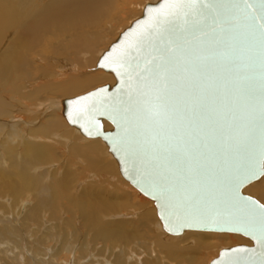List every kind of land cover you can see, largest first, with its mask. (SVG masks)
<instances>
[{
    "label": "water",
    "instance_id": "obj_1",
    "mask_svg": "<svg viewBox=\"0 0 264 264\" xmlns=\"http://www.w3.org/2000/svg\"><path fill=\"white\" fill-rule=\"evenodd\" d=\"M179 2L184 6L169 16L160 15L166 0L148 4L145 15L97 64L114 76L115 84L66 100L64 115L85 137L102 139L123 178L155 203L167 233L241 235L252 244L224 248L210 264H260L257 242L243 230L234 231L240 225L228 222V213L241 197L263 205L244 193L263 176L238 187L234 181L242 163L254 165L264 149V49L259 33L264 20L254 19L256 9L246 8L244 0H206L207 8L190 7L191 0ZM178 44L189 55L208 57L202 78H210L213 85L206 99L215 111L213 120H201L180 142L159 139L157 126L145 118V110L155 102L146 85L157 72L163 74L174 54L168 50L178 52ZM170 74L183 77L184 66ZM173 98L178 102V93ZM104 121L111 130L104 128ZM241 132L248 133L246 148L240 145ZM185 150L194 157L190 162L181 156Z\"/></svg>",
    "mask_w": 264,
    "mask_h": 264
},
{
    "label": "rangeland",
    "instance_id": "obj_2",
    "mask_svg": "<svg viewBox=\"0 0 264 264\" xmlns=\"http://www.w3.org/2000/svg\"><path fill=\"white\" fill-rule=\"evenodd\" d=\"M131 1L133 2L117 0V8L108 11V17L102 19L98 26L93 28L86 23V26L79 30H71L72 25H68L67 30L64 28L61 31L51 25L43 29L38 36L27 37L31 39L29 42L21 35L31 21L26 18L16 23L15 27L8 28L0 36V58L14 50L13 46L19 47L18 54L14 58L16 63L6 71L7 79L2 81L0 73V100L5 104L3 116L0 115V232L3 229L11 230V228L17 230L16 236H10L11 239L9 236L5 238L9 241L6 244L10 243L12 250L9 247L6 248L3 241L0 242V264H88L90 262L115 264L113 259L123 250L127 254L125 264H141L139 261L144 257L156 259L158 256L154 243L160 241L173 246L182 238L190 237L192 233H195L186 232L181 236L167 235L162 230L161 224V230L156 231L153 223L156 225L161 222L157 217L154 202L139 193L122 177L118 162L109 152L107 145L101 139L85 138L78 129L68 125L62 111L54 105L46 104L48 101L66 97L51 96L34 100L35 91L42 84L62 82L72 74L82 75L89 69L91 72L100 74L99 82L91 89L75 94L76 96L97 87L114 84L113 75L97 70L96 65L99 58L119 38L120 34L141 17L145 0ZM155 1L151 4L156 3ZM30 2L31 6L27 4L24 11L32 14L40 11L43 4L47 3L46 0ZM48 32H50L48 36H45ZM44 36L47 38L46 45L31 51L44 40ZM78 49L80 51L76 52ZM27 55H29L30 65L22 63ZM61 59L72 63L76 69L66 73L62 79H58L54 74L57 66L54 67V65L60 63ZM89 61L92 66L90 65L86 70L85 64ZM111 78L114 79L112 82ZM75 95L70 97H76ZM40 103L43 105L45 103L47 110L42 114L37 112L38 116L33 115L32 108ZM53 112L58 117H62L60 121L62 128L50 129L48 135L33 133L38 127L45 126L47 116ZM14 126H16L15 129H13ZM111 129L110 125L109 130ZM14 133L15 135H12ZM56 134L59 137H55ZM91 143H97L100 146L93 155L81 154L72 149L84 148ZM29 144L46 146V149L42 150L46 159L31 161L27 150ZM11 173L15 174L14 177ZM56 183L66 186L63 196L56 200V207L49 203L40 205L38 201H41L43 190L51 188ZM92 196L102 198L109 204L106 209L100 208L97 211L101 218L99 221L98 217V221L101 224L87 221L78 209L79 202ZM251 196L258 199L256 195ZM259 201L264 205L262 200ZM35 206L36 209H34ZM148 212L154 214V221L142 224ZM104 223L111 224L113 228L120 223H125L131 235L138 233L143 236L144 233H148L149 236L152 235L154 242L151 241V244L147 240L145 242L141 236H132L130 241L124 243L126 246L118 239L102 240L100 234ZM240 238L248 241L243 236ZM55 240L56 243H54ZM138 240L142 243H137ZM243 241L238 245L243 244ZM112 243H116L114 247ZM230 244L214 246L208 253L205 251L207 256H205V264H210L222 249L235 246L237 243ZM181 246L190 251H194L196 247L191 241L182 243ZM5 250H8L9 254ZM100 261L102 263H99ZM159 264L174 263L164 259Z\"/></svg>",
    "mask_w": 264,
    "mask_h": 264
},
{
    "label": "bare ground",
    "instance_id": "obj_3",
    "mask_svg": "<svg viewBox=\"0 0 264 264\" xmlns=\"http://www.w3.org/2000/svg\"><path fill=\"white\" fill-rule=\"evenodd\" d=\"M30 1L31 0H0V32L2 33V34L0 33L1 34L0 36H2L8 28L10 29L11 27H15L17 25L16 23H18L19 21H23L26 18L31 19V21L28 24L29 26L27 25L23 29V33L21 35H22V37H25L26 40L29 42H31V39L27 38V37H36L41 33V31L43 29H47L51 25L55 26L57 29H60L61 31L64 28L67 30V28L69 27L68 25H72L71 30H79V29L84 28L86 26L85 25L86 23H88L89 26H91L93 28V27L98 26V24L100 23V21H102V19H105L106 17H108V11H110L111 9L115 10L117 8V0H46L47 3L43 4L42 9H40V11L38 10L37 12L36 11L33 12V14H34L33 15L29 11H28V13H27V11H24L27 7L26 6L27 4H29V6H31ZM152 1H155V0H145L144 1L145 6L142 7L143 10H142L141 17H143L145 15L144 14L145 7L148 4L151 5ZM158 1L159 0H156L155 2H158ZM130 2H133V1L130 0ZM140 18H138V19H140ZM137 20H135V21H137ZM135 21L130 25L129 28L132 27V25L135 23ZM128 29H126L125 31H127ZM125 31L120 34L119 38L122 36L123 33H125ZM49 33L50 32L45 34V36H48ZM61 33H63V32H61ZM8 34H10V33H8ZM53 35H54V33H53ZM53 37H55V36H53ZM119 38L114 43H116L119 40ZM45 42H47L46 37L44 38L43 41H41V43L39 45H36L35 47H33L31 51H33L35 48H40V49L43 48L46 45ZM110 47H109V49H110ZM13 48H14V50H12L11 52H8L5 56L0 58V73H1L2 81H4V79L5 80L7 79V72L6 71L9 70L11 67H13L14 64L16 63L14 58L18 54L19 47L13 46ZM79 51H80V49H78L76 52H79ZM29 55H27L25 60L22 61L23 64L30 65V60H28ZM100 58H99V60H100ZM99 60H98V62H99ZM91 64L92 63L90 61L85 64L86 70L89 69ZM55 66H57V67H55ZM54 67L56 69V70H54V74H55V77L58 79H60V78L62 79L66 73L71 72V71L76 69V66H74L72 63L66 61L65 59H61L60 63H56L54 65ZM96 69L97 70H103V69L97 68V65H96ZM90 70L91 69L87 70L82 75H73L72 74V75L68 76L65 81H62V82L55 81V82H51V83L42 84V86H40V88L35 91L34 100H42V99H45V98L51 97V96H57V97H64L65 96L66 98H63V99L59 98V99H56L52 102L48 101L46 104L47 105H54L57 109L62 111L63 116L66 119V122L68 123V120L64 115V111L66 109L65 101L68 99L74 98V97H70L72 95L80 93V92H82L88 88L91 89V87H94V85H96L99 82L98 79H99L100 74L98 72H91ZM114 79L111 78V82ZM107 80H110V79L107 78ZM101 81H103V80H101ZM101 81H100V83H103ZM113 82L115 84V80ZM97 88H99V87H97ZM97 88H95V89H97ZM95 89H93V90H95ZM78 96H80V95H78ZM34 100L32 99V102H34ZM51 103H53V104H51ZM47 105H45V103H44V105L42 103L35 105L32 108L33 112H31V113H33V115L36 114L38 116L39 113L42 114L43 112H45L47 110V108H45ZM4 106H5V104L3 103V101L0 100V115L1 116H3V112L5 109ZM29 111H30V109H29ZM37 112H39V113H37ZM59 117L54 112L52 114H49L46 118L45 123H44L45 126L38 127L33 133L37 132V134L48 135V133L50 132V129L62 128V125L60 123L62 117H60V120H59ZM63 124H64V122H63ZM68 125H70V124L68 123ZM110 125L111 124L108 121H104V128L106 130L110 129ZM63 127H64V125H63ZM71 127H73V126H71ZM2 128H3V126H2ZM15 128H16V126H14L13 129H15ZM74 128H76V127H74ZM76 129H78V128H76ZM80 133H81V131H80ZM12 135H15V133ZM54 136L56 137V136H58V134H56ZM85 138H87V137H85ZM88 139H90V138H88ZM45 147L46 146H44V145H37V144L36 145H34V144L27 145V150L29 152L30 160L31 161H37V160L46 159V157H44V155L42 154V150ZM99 148H100V146L97 143H91V144L84 146V148L74 147L72 149L74 151L81 153V154L88 153V155H93L94 152H96ZM20 173H22V172H20ZM11 175H13V173H11ZM14 175H13V177H14ZM21 176H23V174H21ZM9 178H11V177H9ZM17 178H18V176H17ZM256 182H254V183L250 184L248 187H246L244 189V193H246V194L248 193L249 195L250 194L256 195L258 197V199L262 200V202L264 203V176L259 180V182L258 181H256ZM65 188H66V186H61L59 183H56L51 188L43 190V192L41 194V197H42L41 201H38L39 204L44 205L45 203H49L53 207H56V200L58 199V197L63 196ZM78 204H79L78 209L80 210L82 215H84L85 219L89 222H95V224H97V223L101 224V222H99L101 218L98 216L97 211L100 208L106 209L107 206L109 205L108 203L104 202L102 198H95V196H92L91 198L88 197V198L84 199L83 201L79 202ZM154 205H155V203H154ZM34 209H36V206L34 207ZM156 210H157V208H156ZM135 213H138V212L135 211ZM132 215H133V212H132ZM98 217H99V221H98ZM157 217H158V215H157ZM144 218H145V222H142V224L149 223L150 221H154V214L152 212H148V214H146L144 216ZM140 221H141V219H140ZM156 222H157V220H156ZM104 224L105 225L101 227L102 232L100 234V238L102 240L118 239V240H121L123 242L121 244L126 246V244H124V243H127L128 241H130L132 236H134V237H140L141 236L138 233L131 235V233H129L127 231V227H126L125 223H120V224H118L119 226H116L114 228L111 227V224H107V223H104ZM160 224L161 223H158V224L156 223V225H154V223H153V227L156 229V231H158V229H160V227L162 225V224L161 225ZM162 230H164V229H162ZM16 232H17V230L15 231V229H12V228H11V230L10 229H8V230L3 229V231L1 230L0 242L3 241L2 243H5L4 245H6V248L9 247L11 249V247L9 246L10 243L8 245L6 244L9 241L6 240L5 238L7 236H9V237L10 236L11 237L16 236L17 235ZM189 232H195V233H192L191 234L192 236H190V237L182 238L173 246H171V245L168 246L167 244H163L160 241L154 243L155 249L158 251L157 252L158 256H156V259H149L148 257H144L139 262L141 264H159L164 259H169L174 264H202V263L205 264L204 261H205L206 253H208L214 246L221 247L223 245H228L230 243H232V244L237 243L236 245H238L241 241H243V238L241 239L240 238L241 236L237 235V234H226V233L216 234L214 232H198V231H189ZM167 235H171V234L167 233ZM171 236H175V235H171ZM171 236H169V237H171ZM179 236H181V235H179ZM11 237H10V239H11ZM141 237H143L145 239V242L149 241L150 244H151V241L154 242L152 235L149 236L148 233H144L143 236H141ZM166 237H163V238H166ZM13 240H15V239H13ZM56 240L54 243H56ZM188 241H191V243H194V246H196L194 248V251L193 250L190 251V250L182 248V246H181L182 243H186ZM15 242L17 243V241H15ZM137 243H142V242H140L138 240ZM112 244H113L112 247H114L116 243H112ZM172 244H174V243H172ZM243 244L251 245L252 243H251V241L248 240V241H243ZM110 246H111V244H110ZM217 249H218V247H217ZM219 250H217V251H219ZM6 251L9 254V251L5 250V252ZM15 251H16V248H15ZM205 251H206V253H204ZM151 252H153V250ZM103 253H104V251H103ZM211 253H212V251H211ZM37 254H38V252H37ZM125 255H127L125 250L118 252V254L113 259L115 261V264H125V257H126ZM210 258L212 259V257H210ZM99 263H102V262L100 261ZM88 264H93V262H90ZM134 264H138V263H134Z\"/></svg>",
    "mask_w": 264,
    "mask_h": 264
},
{
    "label": "snow or ice",
    "instance_id": "obj_4",
    "mask_svg": "<svg viewBox=\"0 0 264 264\" xmlns=\"http://www.w3.org/2000/svg\"><path fill=\"white\" fill-rule=\"evenodd\" d=\"M244 4L246 8L256 9L254 19L264 20V0H256L254 3L244 0ZM200 5L205 8L210 7L206 0H191L189 4L193 8ZM183 6L179 0H166L165 7L160 10V15H175ZM259 33L261 47L264 49V23L259 25ZM177 48L178 52L169 48L168 51L174 54L168 57L163 74L157 72L154 82L146 85L150 88L155 102L145 110V118L157 126L159 139L167 138L180 142L191 131H194V128L199 127L201 120H213L215 111L210 109L206 99L211 95L213 85L210 78H202L208 57L200 54L189 55L188 49L179 44ZM180 65L184 66L183 77L170 74ZM174 93H178V102L173 98ZM238 136L241 147L246 148L248 133L241 132L238 133ZM194 143L195 141H193ZM181 156L185 162H190L194 158L190 150L183 151ZM257 176H264V149L254 165L247 162L242 163L239 174L235 178L234 187ZM228 216V222L240 225V227L234 228V231L243 230L257 242L260 249V264H264V205L241 197L233 203L232 211L228 213ZM191 218L200 219L201 217L193 216ZM236 251L244 252L247 249H237Z\"/></svg>",
    "mask_w": 264,
    "mask_h": 264
}]
</instances>
